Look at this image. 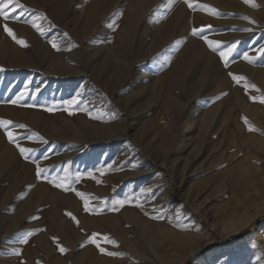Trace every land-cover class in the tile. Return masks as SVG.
<instances>
[{
    "label": "rangeland",
    "instance_id": "374dc122",
    "mask_svg": "<svg viewBox=\"0 0 264 264\" xmlns=\"http://www.w3.org/2000/svg\"><path fill=\"white\" fill-rule=\"evenodd\" d=\"M155 1L158 2V0ZM211 1L200 3L195 0L191 11L186 6V9L192 14L200 12L198 14L201 22L200 29H204L202 35L215 41V39H219L220 34H225L218 51L226 50L225 44L239 41L238 52L233 54L235 61L243 59V54L247 52L254 61L258 59L256 62L263 67L264 52H261L260 49L264 48V0H251L250 3H245V0ZM93 2L94 0H80L74 7L76 10L81 9L80 18L77 19L71 14V16L67 15L66 28H62L61 25L60 28L56 27V30L60 32L66 31V36L70 34L71 37L76 38H80L92 30L93 33L98 32L94 40L91 41L94 45L100 44L96 62L92 61L88 51L86 52L84 49V52L75 51L84 75H67L64 82L57 83L55 74L44 73L42 70L35 72L29 65H20L18 58L26 54L25 51L5 53L0 56V69H3L0 71V99L9 102L16 93H19L24 97L40 99V103H38L40 107L51 108L52 111H63L69 125L71 123L75 125L77 119L80 118L83 121L92 120L90 123H95V125L92 124V129L88 130L92 136L83 128L80 131L84 132L83 135L79 133L78 136L77 133L69 136L70 139L66 142L68 152L64 147H58L52 139H43L44 141L50 140L51 143L39 141L36 148L45 147L49 155L45 151L46 149L41 153L47 156H51L50 154L53 153L52 156L59 155L57 157H61L63 154L65 157H61V159L55 156L56 161L54 160L53 164L56 165L57 162L66 160V177L69 174L71 181H76L77 174L80 176L89 174L91 169L106 170L110 168L111 170L112 165H117L116 170H118V174L120 173L118 177H121L123 181L121 179L116 183L112 181L116 185L110 181L105 185L104 191L106 192L104 193L107 195L104 194L105 203L100 206L106 213L110 212L116 215L123 209L113 201L124 200L128 201V204L131 203L132 214H134L132 217L134 218L128 225L130 227L134 225L135 230L126 234L125 239L128 241L126 244L121 242L117 245L109 244L102 238L96 237L99 246L105 249L104 253H100L103 257L108 256L107 258L112 264H264V170L260 173L263 179L256 187L257 191H260L257 195L244 192L237 198L238 196L225 191L218 198L210 196L203 199L205 196L203 192L196 193L198 189L196 186L199 185V188H203L205 179L210 181L215 174L220 176L224 173V166L220 164L224 158L230 155L231 151L218 140L222 139L220 135L225 128V120L229 113L226 111L230 107L229 105L238 101L240 105H245L246 110L253 111L260 109V106L264 109V103H261L259 99H251V101L246 99L245 84L241 86L230 76H227L225 68L228 66L225 67L218 51L213 52L204 39L201 40L200 35L192 33L191 35L196 38L199 36L198 39L207 51L214 55L216 61L218 59L217 66L220 67L218 73L223 72L226 79L221 77L203 78L201 81L198 79V75L191 77L189 75L191 72H188L184 78L172 74L170 80L168 77L170 62L180 53L183 42H180L179 48L169 44L179 36L174 33L170 35L167 43L161 46L160 44L152 46L156 35H152V30L147 27L150 15L139 13L134 19L128 18L125 8L129 5L130 0H115L106 5L105 14L97 18L98 23L94 22L90 27H83L82 19ZM87 4L88 7H86ZM196 5H207L215 9L219 15L211 14ZM31 14L40 16L42 12L41 10L34 11ZM244 17L248 19H244ZM190 20L193 21V16H190ZM161 21L162 19L159 20V22ZM250 21H254V23ZM245 29H250V31H245ZM1 30L4 32L3 28ZM106 52L114 53L122 59L119 62V71L112 79L110 73L102 71L104 70V67L102 68L104 58L109 59L110 57H105ZM230 60L229 63L234 62L233 58ZM243 61L245 60L243 59ZM129 75L132 76V81L129 83L131 88L120 92V89L124 87L125 78ZM47 78L49 79L47 80ZM35 82L38 83L35 84ZM39 84H42L41 87ZM132 87H136L140 91L136 92L132 90ZM231 91L236 93L232 102ZM249 92V94L252 93ZM1 95L4 97L2 98ZM87 96L89 97L87 98ZM261 96L263 95H259V97ZM73 98H76L79 103L76 105L65 103ZM70 112L71 114H69ZM68 117L70 118L68 119ZM73 119L76 122L73 123ZM103 124L104 126L101 128ZM95 127H98L101 132L92 131ZM102 131L106 132L102 134ZM214 132L216 133L214 134ZM24 133L27 134V131ZM79 138L83 139L79 140ZM84 140H89L87 147L81 144ZM228 142L226 139L224 144L227 145ZM74 143L78 145L77 148L71 146ZM179 146H182L181 150ZM82 147L84 148L81 149ZM75 153H77L76 156ZM111 158L117 159L112 161ZM208 175L209 177H207ZM66 177L56 176L57 182L63 178L64 183L67 181ZM1 178L0 193L7 186ZM46 181L44 184L48 185L49 188L46 190L49 191L54 185L48 184V179ZM200 182L201 184H199ZM9 188L8 192L14 197L15 191L11 189L13 185H10ZM72 190L73 186L70 185L69 190L66 191L69 194V196L66 194L69 204L66 203L67 205L63 208L57 202L56 212L53 216L56 218V224L62 226L67 232L66 236L71 238L68 240L72 241L73 246L66 247L59 235H55L56 233L46 235V237L48 236L46 239L48 242L50 241L55 254L61 253L57 246L59 244L66 249L65 253L70 252L69 263L84 264L85 258L81 259V255L78 256L77 252L83 243H89L92 247H95L96 244L90 242L91 235L87 240L82 238L83 232L80 229L79 220L84 214L83 203H80L81 198L77 196V190ZM71 193L74 194V197ZM90 195L88 193V201L103 199V196L97 195L99 197L95 199L93 195ZM24 198V196H20L19 201ZM77 198H80V204L74 211L70 205L72 199L78 201ZM14 201L12 211L16 205H19L17 204L18 200ZM45 203H47V199H44L43 204ZM138 204L140 206H137ZM166 210L169 211V214ZM67 213H71V216ZM157 216L162 218H153ZM72 217H75L79 224ZM32 220L26 221L25 219L24 222L23 220L21 223L19 222V226L24 224L23 228L17 226L15 232L10 229L7 232H2L5 238L14 234V239L11 238L10 242L4 244H8L14 249L11 250L12 254L8 255V258H17L16 264H21L22 261L23 264H26L27 260L23 257L30 255L28 249L33 241L32 235L28 237L27 243L22 244L19 241L27 232H30L29 224L39 221L35 219L32 222ZM132 220L134 221L132 222ZM234 222H238L236 227L232 226ZM122 223L126 225V221ZM0 225H5L2 219ZM39 229L41 230L42 226ZM102 236L101 234L100 237ZM107 237L111 239L110 235ZM53 238H56L55 242ZM115 247L117 248L115 249ZM16 251H19L20 255H15ZM107 252H117L119 255L117 257L110 256L106 254ZM21 255L23 257H20ZM87 255L86 253L84 257ZM142 255L143 259L149 260V263L136 258V256L142 257ZM32 261H35V264L37 258H33Z\"/></svg>",
    "mask_w": 264,
    "mask_h": 264
},
{
    "label": "bare ground",
    "instance_id": "6f19581e",
    "mask_svg": "<svg viewBox=\"0 0 264 264\" xmlns=\"http://www.w3.org/2000/svg\"><path fill=\"white\" fill-rule=\"evenodd\" d=\"M79 1L80 0H19V3L24 5V7L16 8L15 12L11 11L12 7H14L15 4L13 3L12 5H10V8L7 11L9 12V16L12 18H10L8 21H4L2 18H0V56H2L5 53L11 54L19 51H25L26 54L18 58V63L20 65H29L30 67L33 68L35 72H38L37 70H42V72L44 73L55 74L57 76V83L64 82V80H66V77L70 75L78 76L80 74H83L82 73L83 69H80L81 64L79 63V59L76 56L75 51L76 52L83 51V49L86 50V52L88 51L90 57L92 58V61L96 62L97 60L96 54L99 53L100 51V44L94 45L91 43V41L94 40L98 32L95 31L93 33L92 30L86 34H83V36L80 38H76L73 36L72 38L70 34L69 35L67 34L68 36L65 35L66 31L62 30V32H60L56 30V27L60 28V25L62 28H66V19H68L67 15L71 14L73 17L77 19L80 18L81 9L76 10L74 8ZM114 1L115 0H94L93 5L91 6L90 9L88 8L89 10L82 19V26L90 27L94 22L98 23L97 18H99L102 14H105L104 9L106 5L111 4ZM198 1L200 3H208L211 0H198ZM4 2H8V0H4ZM90 2H91L90 4H92V1ZM189 2L193 4L195 0H189ZM211 2H213V0ZM54 6H57L56 7L57 10ZM186 6L188 8V5L185 3V0H174V2H172L171 4H170V0H161V1L158 0V2H156L155 0H130L129 5L125 8L126 9L125 12L128 18L131 19H134L139 13L142 14L145 13L150 15V21L148 20L149 22L147 27L148 29L152 30L151 33L152 35L153 34L156 35V38L154 39L152 46H156L157 44H160L161 46L162 44L167 43L168 40L170 39L169 38L170 35L174 33H176L179 36V38L171 42L169 45L173 47L178 46L179 48L181 45L180 42H183V46L182 49L180 50V53L176 57H173L172 61L170 62V68H169L170 71L168 73V77L170 80H171L170 76H172V74H177L178 76H180V78H184L186 76V73L188 72H191L189 73L191 77L194 75H198L199 80L203 78L211 79L217 77L226 79V76L225 74H223V72H220V74L218 73V71H220V67L217 66L218 59L216 61L214 55L211 52L207 51V49L198 39L199 36L198 38H196L195 36L191 35L192 30L194 28L195 29L201 28V22L198 16L200 12L198 13L194 12L195 14H192L189 12V10L191 11V9L187 10ZM86 7H88V4ZM40 10L42 12L40 16H37L36 14L33 16L31 14L34 11H40ZM55 13L56 16L54 15ZM190 16L191 17L193 16V21L190 20ZM160 19H162L161 22H159ZM4 23H7L8 26L13 29L14 34L18 39H23L26 41L27 47H22L21 45L17 44L9 35H7V33L2 32L1 28H3ZM33 23L44 29L43 35H41L32 26ZM224 35L220 34V36L218 37L219 39H215V41L223 42V39L225 38ZM50 41L55 42L58 45L59 50L54 49L51 46ZM116 53L117 51L115 49V54ZM108 56H110L109 59L104 58V62L102 65V68L104 67V70L102 71L106 73L107 72L110 73V78L112 79L116 77V74L119 71L118 68H120L119 62L122 59L121 57H117L116 55H114V53L110 54L109 52H106L105 57ZM241 59L235 61L234 58V62H230L228 64V67L225 68V72H227L228 74L227 76H229V73L243 76L246 79L240 81L239 84L241 86H243L246 83L256 86L255 88H251V89L248 88L250 89L249 91L252 92L251 94H249L250 92L248 90L245 92L246 93L245 97L249 101H251V97L253 96L255 97H259V95L264 96V66L262 67L256 62L258 59L255 61L253 60L252 63H249L248 61H243V59L242 60ZM44 73L41 74L45 75ZM48 79L49 78H47V80ZM26 80L28 81V78ZM131 81H132V76L131 75L127 76V78H125V83H123L124 87L120 89V92L126 91V89L130 87L129 83ZM9 83L10 82H8V84ZM37 83L35 82V84ZM27 84L29 83L27 82ZM39 85L41 87L42 84ZM39 85L36 86L39 87ZM132 90H135L136 92L140 91L136 87H132ZM82 91L83 88L81 92ZM75 92H77V90H75ZM16 94L14 96L15 99H17L18 96H22V98L19 99L16 104H12L10 102L11 100H15L14 98L13 99L9 98L10 99L9 102H5L4 99H0V120L11 121L12 124L9 126L8 130L12 131L14 135L18 137L21 146L26 148H31L34 151L30 153L28 155V158L26 159L24 156L20 154L15 144L9 142L5 128L0 127V177H2L1 179H3L5 181V184L7 185L5 186L6 188L4 187L3 191L0 193V220L2 219V221L5 223L4 226L0 225V264H16V261L18 260L17 258L14 257L11 259L8 258V255L12 254L11 250L14 249L8 246V244H4L8 241L10 242L14 234L11 235L12 234L11 232L10 234L11 236L9 237L7 236V238H5L3 236L4 234L2 235V232L4 231L7 232L8 229L14 231L17 226L22 227V225L24 224L20 226L18 224L19 222L21 223L22 220L24 222L25 219L26 221H31L33 219L32 222L35 219L39 220L37 222L35 221L33 224H29V226H31L30 232H33L34 234L32 235L33 241L29 246L28 250H30V255L33 258H37V262L35 264H71L69 263L70 252L55 254L54 249L52 248L53 246H51V243H49L50 241L48 242V240L46 239L48 238V236L46 237V235L50 233H56L55 235L57 234L59 235V237L61 238L60 240L64 244H66V247L73 246L72 241H70L71 238L66 236L67 232L62 228V226L56 224V218L53 216V214L56 212L57 202L63 208L67 205L66 203L69 202L66 198V194L68 193H66V191L63 190L62 188H58L55 186L49 189V191L46 190L49 188L47 187L48 185L44 184L47 182L46 179H44L43 176L37 177L36 174V164L39 163V165L42 168L47 170L45 175H47L48 180L51 179L52 176L65 178L66 160L65 161L62 160L61 162L59 161L56 163V165H54L53 161L54 160L56 161V157L59 155L57 156L55 155L56 157L52 156L53 153L50 154L51 156L43 155L41 151H43L46 148L45 147L36 148L38 145L37 143H39V141L41 140H37L35 138L29 140L27 137L32 133H38L40 137H43V139L46 140L52 139L53 141L56 142L58 147H64L66 150L67 149L66 142L67 140L70 139L69 136L77 133L78 136L79 133L83 135L84 132H80L82 130L81 128L86 129V132H89L88 130L92 129V126L95 125V123L94 124L90 123L92 120L87 122L88 120L83 121L82 118H80L77 119L78 121L75 125L72 123L71 125H69L70 123L69 122H68L69 124L67 123L66 114H64L63 111H56V110L48 111L45 108L40 107L38 105V103H40V99H36L34 97L32 98L24 97L19 93L17 95ZM235 95L236 93L234 91H231L230 94L231 102L233 101L232 99L235 98ZM3 97L4 96H2V98ZM88 97L89 96H87V98ZM229 106L230 107L226 111L229 113H227V119L225 120V128L222 130L220 135L222 139L218 140V142L219 143L221 142L222 145L227 147V149H229L231 152L229 151L230 155L224 158V160L220 164L224 166L223 175L218 176L215 174L216 176L214 175L215 177L213 176L212 179H210V181L205 179L204 180L205 183H203L205 185L203 188H199V185L198 186L195 185L196 188L198 187L196 193L203 192L205 194L203 199H207L210 196H215L216 198H218L225 191L231 195L238 196L237 198L243 195L244 192H247L250 195H257L260 192L257 191L258 189L256 187L263 179V177L260 176V173L262 170H264V130H263L264 109L263 107L260 106V109L258 110H253V111L246 110L245 105H240L238 101H235L232 105ZM69 118L70 117H68V119ZM245 120L247 121V124L245 123ZM72 122L73 123L76 122L75 119H73ZM19 124H24L26 127L24 129H21L17 127ZM109 125L111 126L112 124L110 123ZM102 126H104V124L101 125V128H103ZM114 126L116 127V124ZM249 126H251L254 130L250 131ZM97 128L98 127H95L92 131H95V133L96 131L97 133H100L101 131L99 130V128L98 129ZM26 131L27 134L24 133ZM104 133L102 131V134ZM215 133L216 132H214V134ZM73 136L72 138H74ZM81 139L83 138H79V140ZM226 139L227 141H229L227 145L224 144ZM48 142H50V140ZM88 142L89 140L86 141L84 140L82 141L81 144L86 146ZM76 143L72 144L71 146L77 148L78 145ZM181 147L182 146H179L180 150L182 149ZM83 148L84 147H82L81 149ZM45 151L47 152V149ZM67 154L66 156H68ZM86 154L88 155V153ZM76 155L77 153H75V156ZM61 157L63 158L65 156H63L62 154ZM61 157H57V158L61 159ZM176 158L180 159L179 157ZM115 159H112V161ZM89 160L91 159L89 158ZM174 162L176 163V159L174 160ZM113 166L114 165H112V167ZM112 167L111 170L110 168L107 167H106L107 169L104 168L106 170H98V168L91 169L89 174L85 176H80L79 181L77 180L71 181L70 175L67 174L66 177L67 181H65L64 183L72 185L73 190H77V192L79 191L81 193H84L85 194L84 199H88V193L93 195L95 199L96 197L103 196L102 200L89 201L90 211L84 210V200L81 199L80 203H83V210H84V214L82 215L80 214L81 217L79 220L80 229L83 232L82 238L87 240L90 235L91 236L93 235V233L97 234L96 237L102 239L104 236L110 235L111 240H114L116 245L119 242L126 244V242L128 243V241H126L125 239L126 234H128L129 232L131 233L135 230V227L133 228L134 225L132 227L128 225L131 219L134 218L132 217L134 214H132V208L130 206L131 203L128 204L127 203L128 201H126L127 205H123L122 206L123 210L121 212H118L116 215H113L110 212L106 213L105 211L102 210L103 207L100 206L101 204L103 205L105 203L104 194L107 195L106 193H104L106 192L104 191L105 185L109 184L110 181L111 182L114 181L116 183L121 179V177H118L120 173L118 174V170H116L117 165H115L113 168ZM101 171L104 172V175H101ZM209 175L207 177H209ZM122 177H123V173H122ZM97 181L100 182L98 183ZM114 182H112V184H115ZM199 184H201V182ZM10 185H13V188L11 189L15 191V193L13 194L14 197H12L11 193L8 192L10 189L9 188ZM141 188L144 189L143 187ZM83 190H85L86 192ZM72 195L74 197V194ZM20 196H24L25 198L19 201ZM67 196H69V194ZM44 199H47V203L45 204H43ZM79 199L78 201L76 199H72L71 202L72 204L70 206L74 211L77 209V207H79L78 206L80 204ZM14 200H18L19 202L17 201L18 202L17 204L19 205L18 206L16 205L12 211L11 208L15 204ZM168 212L167 214H169ZM134 220H132V222ZM124 221H126V225L125 224L123 225L122 222ZM38 224L42 226L41 229L42 231L39 229L40 226H38ZM237 224L238 222H234L232 226L236 227ZM101 234L103 235L102 237H100ZM68 238L70 240H68ZM97 245H99V242L96 243L95 247H92L89 243L88 244L83 243L81 249L79 250V252H77V255L78 256L81 255V259L85 258L84 264H112V262L109 261V258H107L108 256L103 257L102 254L100 253L101 251L99 249L104 247H100V246L98 247ZM116 248L117 247H115V249ZM86 253L88 255L84 257ZM30 255L26 257L25 256L23 257L21 255L20 257L26 258L27 260L25 262L26 264H34L35 261L34 262L32 261L33 258ZM143 257H144L143 255L142 257L136 256L138 260H143L145 263H149V260L146 258L143 259Z\"/></svg>",
    "mask_w": 264,
    "mask_h": 264
},
{
    "label": "snow or ice",
    "instance_id": "6c2138e0",
    "mask_svg": "<svg viewBox=\"0 0 264 264\" xmlns=\"http://www.w3.org/2000/svg\"><path fill=\"white\" fill-rule=\"evenodd\" d=\"M174 2V0H170V4ZM251 0H245V3H250ZM15 4L14 7H12L11 11L12 12H15L16 8H23L24 5H22L21 3H19V0H8V2H4V0H0V18H2L4 21H8L10 18L9 16V12L7 11L9 8H10V5L12 4ZM185 3L188 5V7L191 9L193 8V4L189 2V0H185ZM255 6V5H253ZM196 7H200L202 9H205L207 11H209L211 14H214V15H219V13L213 9V8H210L209 6L207 5H196ZM244 19H248L247 17H244ZM251 23H254V21H250ZM41 35L44 34V29L38 25H36L35 23H33L32 25ZM210 27V26H209ZM3 30L5 33H7V35H9L17 44L21 45L22 47H27V43L25 40L23 39H18L16 37V35L14 34V31L12 28H10L8 26L7 23H4L3 24ZM204 29H193L192 30V34L193 35H200L202 39H204L205 43L208 45V47L213 51V52H217L220 48H221V42L220 41H214V40H209L206 36H203L202 33H203ZM245 31H250V29H245ZM66 35V34H65ZM51 46L56 49V50H59L58 48V45L55 43V42H51ZM240 42L239 41H236V42H232V43H228V44H225L224 45V48L226 50H223V51H218V54H219V57L221 59V61L224 63L225 67L228 66L229 64V61H230V58H235L234 57V53L238 52V48H237V45L239 44ZM261 52H264V48H261L260 49ZM243 59L245 61H248L249 63H252L253 62V58L250 57L248 55L247 52H245L243 54ZM0 71H3V69H0ZM229 76L232 77V79L237 82V83H240V81H243L245 80L246 78L243 77V76H239V75H234L233 73H229ZM245 87V90L247 91L248 88H255L256 86L255 85H249V84H245L244 85ZM22 96H18L17 99L15 100H11L10 102L12 104H16L18 102L19 99H21ZM251 99L253 100H256V99H259L261 103H264V96H261L259 98L253 96L251 97ZM66 104L68 105H76L79 103V101L76 99V98H73L72 100L70 101H66L65 102ZM48 111H52L53 109L49 108V109H46ZM66 111L68 110L67 108L65 109ZM71 114V112L69 113ZM245 123L247 124V121L245 120ZM12 124L11 121H8V120H0V127H3L5 128L6 130V135H7V138L9 140V142L11 143H14L15 146L17 147V149L19 150L20 154L22 156H24L26 159L28 158V155L30 153H32L34 150L31 149V148H26V147H23L21 146V144L19 143V139L16 135H14V133L12 131H9L8 128L9 126ZM17 127L21 128V129H24L26 126L24 124H19ZM249 130L252 131L254 130L251 126H249ZM29 140H32L33 138L37 139V140H41L43 141V143H48V141H44L43 140V137H40L38 133H32L31 135H29L27 137ZM35 162V161H33ZM46 169L42 168L39 163L36 164V174H37V177H41L43 176L44 179L47 180V175H45L46 173ZM101 175H104V172L101 171ZM80 179V175L77 174L76 176V180L79 181ZM98 183L100 181H97ZM48 183L50 184H53L55 187H58V188H62L63 190L67 191L69 190L70 188V184L69 185H66L65 183H63V178H61V182H57V178L56 177H53L51 180H48ZM77 196H79L81 199L84 200V210L85 211H90V208H89V201L87 199H84L85 197V194L84 193H81V192H77L76 193ZM114 204H118L120 205L121 207L126 203V201L124 200H117V201H113ZM137 206H140L139 204ZM113 210H118V209H113ZM67 215L71 216V213H67ZM153 218H162L160 216H157V217H153ZM72 219L74 221H76V218L75 217H72ZM77 224H79V221H76ZM34 233L33 232H27L23 238L19 241L20 243H27L28 241V237L33 235ZM97 234L93 233L92 237H90V242L93 243V244H96L97 241L95 239ZM54 239V242L56 241V238H53ZM103 240L107 243H110V244H115V241L114 240H111L109 237L107 236H104L103 237ZM58 248H59V251L61 253L65 252L66 249L63 248L62 246H60L59 244L57 245ZM99 247V245H97ZM102 253L105 252V249L104 248H100L99 249ZM15 255H20L19 251H16L14 253ZM107 255H110V256H117L119 255V253L117 252H107L106 253ZM21 264H23V261L21 262Z\"/></svg>",
    "mask_w": 264,
    "mask_h": 264
},
{
    "label": "trees",
    "instance_id": "16d2710c",
    "mask_svg": "<svg viewBox=\"0 0 264 264\" xmlns=\"http://www.w3.org/2000/svg\"><path fill=\"white\" fill-rule=\"evenodd\" d=\"M263 220V219H262ZM260 221V220H259Z\"/></svg>",
    "mask_w": 264,
    "mask_h": 264
}]
</instances>
